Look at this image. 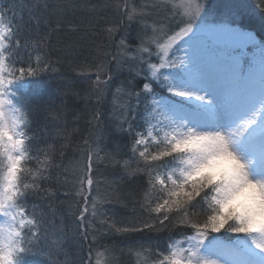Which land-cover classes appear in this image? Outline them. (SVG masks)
<instances>
[{
  "label": "snow or ice",
  "instance_id": "6c2138e0",
  "mask_svg": "<svg viewBox=\"0 0 264 264\" xmlns=\"http://www.w3.org/2000/svg\"><path fill=\"white\" fill-rule=\"evenodd\" d=\"M149 8L167 10L170 18L153 20L134 48L122 39L112 56L117 63L125 57L135 61L133 77L144 82L139 91L116 88V127L130 137L128 154L104 157L142 179L136 203L145 218L126 227L107 216L102 223L124 235L169 233L163 250L159 241H137V264H264V36L235 20L211 19L208 0H154L126 15L143 18ZM7 13L0 7V264H28L31 255L50 256L44 247L45 214L28 201L55 195L46 182L56 167V149L34 144L33 116L39 106L22 90L50 64L39 50L34 60L19 59L23 25L15 20L5 25ZM118 27L107 35L114 38ZM93 67L99 103L106 65ZM141 105L143 123L138 125L132 113ZM87 151L85 167L91 170L94 156L104 158L99 149ZM87 185L84 189L80 182L81 193L91 190V178ZM78 211V231L88 240L90 230L97 229L87 207ZM98 215L104 214L93 202L91 216ZM224 233L236 235L224 238Z\"/></svg>",
  "mask_w": 264,
  "mask_h": 264
},
{
  "label": "trees",
  "instance_id": "16d2710c",
  "mask_svg": "<svg viewBox=\"0 0 264 264\" xmlns=\"http://www.w3.org/2000/svg\"><path fill=\"white\" fill-rule=\"evenodd\" d=\"M210 1L220 4L226 0ZM239 1L244 5L232 20L264 36V5L260 0ZM144 2L135 0L131 6L139 12ZM117 4L119 9L113 7ZM124 4L130 6L128 0H0V7L8 10L4 23L8 25L15 20L23 25L19 59L34 60L39 50L46 53L45 59L50 64L22 90L33 105L39 106L33 116L34 144L40 147L51 144L56 149V167L51 180L46 182L55 195L50 199L30 197L28 201L29 206L37 205L45 214L48 236L44 247L50 256L31 255L27 257L28 264H86L91 251L104 252L107 264H136L137 241H159L163 250L169 235L147 231L124 235L109 231L102 223L107 216L117 227H126L145 218L136 203L143 187L142 179L127 175L121 167L113 166L104 158L106 153L117 151L127 158L130 142V137L116 127L120 114L113 113V88L123 85L126 90L139 91L142 84L138 77H133L131 65L136 62L127 64L125 59L119 64L112 62L109 69L113 88H106L103 99L97 103L99 93L93 77L97 68L93 65L103 62L107 67L112 56L117 55L122 39L126 40V47L134 48L147 25L166 17L164 11L149 8L145 17L129 20L126 15L129 8L125 10ZM115 25L119 27L114 38H110L107 31ZM143 113L141 105L132 113L134 123H143ZM85 139L90 141L89 145L84 144ZM89 147L99 149V156L104 158L94 156L91 170L85 167ZM89 173L92 188L81 193L80 182L83 181L86 189ZM93 202L98 213L104 215L91 216ZM84 207L89 209L87 215L89 219L92 217L97 229L94 233L90 230L88 240L82 238L77 223L78 210ZM92 235L95 241L91 240ZM229 236L230 233H224V238ZM130 248L134 250L129 251Z\"/></svg>",
  "mask_w": 264,
  "mask_h": 264
},
{
  "label": "rangeland",
  "instance_id": "374dc122",
  "mask_svg": "<svg viewBox=\"0 0 264 264\" xmlns=\"http://www.w3.org/2000/svg\"><path fill=\"white\" fill-rule=\"evenodd\" d=\"M134 1L135 0H128V4L130 5L129 6V11H132L133 10V8H132L131 5H133V2ZM144 1H145L144 2V5L154 2V0H144ZM174 2L175 3H180V0H174ZM208 2L211 5L210 18L211 19H214V20H232L233 18H235L234 16L236 15V11L238 12V10H239L238 8L240 6L242 7L244 5V2H241L239 0H226L225 2L222 1L220 4H213L210 0H208ZM163 13L165 14L166 17H169L170 18V13L167 10H166V12L164 11ZM4 24L7 25L6 23H4ZM245 30H247V29H245ZM248 31H251V30H248ZM251 32H253V31H251ZM161 43H164V41H161ZM124 59L126 61L124 63H127V64H130L132 62H135V61L130 60L127 57H125ZM108 62H109L108 63V66L109 67L107 66L106 69H105L106 72H107V76L104 75V77H101V75L103 76V74L100 75L99 88L102 91V93L103 92H106L104 90H106V88H108V87H112L113 88V82L112 81H110V83H107V84L104 83L108 79V77L111 76V72H112V70H110L109 68L112 65V62L113 61L110 59ZM151 62L152 63H156V60H152ZM93 77L95 79V84H96V86L98 88L97 71L93 75ZM137 80H140L141 81V84L144 82L140 77H138ZM130 83L132 84L133 82H130ZM132 87H134V86H132ZM116 88H117V86H115L113 88L114 91L112 92L113 108H114V110H113L114 112L113 113H114L115 116H117V115L120 114L119 102L116 99H114V94L116 92ZM131 90L132 89H128L127 91H131ZM162 94H164V95H170L168 93H162ZM106 107L108 109H110L111 106H108L107 105ZM88 178H91V173H89L87 175V180H88ZM87 180H86V189H88ZM91 218L92 217H90V220H91ZM0 219H2V217H0ZM235 235L236 234L230 233V236H232L233 238L235 237ZM89 253H91V254L90 255L88 254V256H87V259L88 260L86 261V264H107V262H106L107 261V258L105 256V253L104 252H94V251L92 252L91 251ZM134 256L137 259L139 258V257H137L136 253H134ZM136 264H137V262H136Z\"/></svg>",
  "mask_w": 264,
  "mask_h": 264
}]
</instances>
